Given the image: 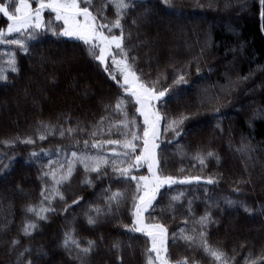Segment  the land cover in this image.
<instances>
[{
	"label": "trees",
	"instance_id": "16d2710c",
	"mask_svg": "<svg viewBox=\"0 0 264 264\" xmlns=\"http://www.w3.org/2000/svg\"><path fill=\"white\" fill-rule=\"evenodd\" d=\"M94 5L103 9L109 21L115 19V9L107 0H94ZM170 5L147 0L144 7H151L150 13L157 15L177 8L188 16L198 13L204 21L196 25L176 20V29L170 22L148 19L146 23L144 20L150 16L141 20L144 7L137 6L121 21L126 47L129 55L136 57L137 74L149 83L158 80L159 90L168 88L181 71L188 81L187 85L170 89L163 103L157 102L162 114L169 118L181 114L188 117L178 128L179 136L171 131L165 133L166 121H161L157 151L163 174L211 176L217 183L207 184L202 179L198 183L165 186L146 219L168 229V251L173 262L186 257L189 264H216L199 246L198 233L204 231L209 244L226 254V264H260L264 260V19L260 15V0H170ZM45 20H51L52 27L59 30L60 24L49 12L45 13ZM7 23L0 14V28ZM177 44L181 48L175 52L172 48ZM28 46L29 52L24 53L15 46L0 45V52L15 51L18 69L8 71V57L0 55V67L6 69L7 76L0 80V99L7 105L16 95L15 104L19 106L16 112L0 116V264H26L28 260L33 264H81L75 248L66 251L60 246L64 233L72 230L81 247L87 246L86 240L95 241L84 264H145L147 238L124 227L131 225L135 182L118 177L111 163L99 176L85 173L77 163L71 178L59 186L64 199L57 196L41 203L42 188L50 190L53 183L43 173L61 165L67 168V158L73 151L100 156L108 153L109 161L113 159L107 148L99 151L92 149L91 144L93 140L121 139L117 133L122 129L113 127L112 134L107 129L122 118L114 108L122 89L88 55L81 41L45 31L28 41ZM45 57L55 65L49 60L45 63ZM33 64L44 68L42 76L32 73ZM24 80L34 82L25 86ZM78 83L80 95L68 89L69 84ZM4 90L12 91L3 95ZM134 111L129 105L130 117ZM13 117L16 123L12 122ZM101 117H105L104 133L93 137L90 133L101 127ZM136 118L142 124L138 114ZM200 123L205 127L198 129ZM42 124L48 125V129ZM68 128L76 131L69 135ZM138 131L142 132V128ZM40 135L45 139H39ZM28 138L34 143H22ZM84 141L89 142L87 150ZM208 151L214 156L201 165L195 156ZM33 152L38 155L32 157ZM49 161L53 163L49 165ZM132 174L146 175L147 169ZM27 175L28 182L24 181ZM86 178L92 180L90 186L83 183ZM17 186L26 194L20 196L15 190ZM109 189L120 190L127 197L118 206L113 204L110 211L105 204V198L111 194ZM179 193L183 196L172 202L170 198ZM48 194L46 191L45 195ZM78 197L80 201L73 205ZM28 206L37 211L41 207L53 211L41 213L46 217L41 220L27 211ZM90 206L99 207L101 213L97 215ZM205 212L211 214L212 220L202 229L197 221ZM89 216L94 224L88 223ZM248 219L256 224L250 225ZM29 221L37 227L25 236L22 229ZM180 229H184L185 235L196 237V243L190 247L179 239ZM172 234L177 236L175 242ZM13 239L19 244L14 246ZM26 249L29 251L21 256ZM40 252L45 255H38Z\"/></svg>",
	"mask_w": 264,
	"mask_h": 264
},
{
	"label": "snow or ice",
	"instance_id": "6c2138e0",
	"mask_svg": "<svg viewBox=\"0 0 264 264\" xmlns=\"http://www.w3.org/2000/svg\"><path fill=\"white\" fill-rule=\"evenodd\" d=\"M108 3L115 9V19L109 21L103 15L102 8H96L94 0H15L14 8L11 0L8 3H0V14L8 21L6 29L0 28V44L15 46L17 49L24 53L29 52L28 41L33 40L41 32H51L52 35L58 37H65L77 41H81L86 47L88 55L94 60L99 62L104 67V71L108 72L112 80H115L118 86L122 89V95L115 101L114 108L121 115V119L115 124H109L108 134H112L113 127L122 129L117 134L121 139L113 140L107 139L102 141L93 140L92 149L103 151L105 148L109 150L113 159L109 161L107 158L108 153L105 155H92L88 151L71 153V157L67 158V168L63 165L59 169H54L50 172L43 173V176L50 177L52 180L51 189L42 188L41 196L44 201H51L55 197L64 199L59 190V186L67 182L73 175L75 165L78 163L83 166L85 173H96L99 176L104 167L109 165L113 166L114 173L121 178H125L135 182V191L131 196V209L130 218L131 225H124V227L133 233H141L147 238L148 245L144 249L145 264H189L188 258L173 262L170 259L168 251L169 232L164 224L158 222H148L145 213H150L154 210L153 202L156 201L157 195L165 186L171 187L175 184H190L192 182H200L202 179L207 184H215L217 181L209 177L201 176H184L178 177L173 175H164L161 170V159L158 154L159 141L161 137V121H166L163 131L165 133L171 131L175 136L181 135L178 128L183 125L184 121L188 119L187 116L180 115L179 117L169 118L166 114H162L157 107V102H164V98L169 94V90L183 85H187L188 81L185 79V74L175 76L172 84L168 88L159 90L156 87L157 81L151 83L141 79L137 74L135 68L136 57L130 56L126 47V37L124 27L121 21L126 17L130 9L137 6L144 7L147 0H107ZM159 3L165 6H171L170 0H159ZM33 4L35 5L33 7ZM260 7L262 9L260 15L264 19V0H260ZM12 9V10H10ZM95 9V10H93ZM54 14L55 21L62 22L59 30L52 27V21H46L44 18L45 11ZM145 13L151 11V7H144ZM135 24L136 21L133 20ZM118 30L119 34H116ZM15 34V38H9ZM0 55L8 57L6 61L7 70L16 72V53L15 51L0 52ZM109 62L112 71H109ZM6 69L0 67V80H6ZM118 72L121 79L117 80L116 73ZM199 72V69H197ZM129 105L134 108V113L130 117L128 113ZM136 114L142 118V124L137 122ZM105 117H101L98 125H101L96 131L90 133L95 137L97 134H103L102 127ZM45 129L48 125L42 124ZM142 128V132L138 129ZM67 133L72 135L76 129L68 128ZM82 131V129H81ZM63 137L65 130L60 132ZM39 139L44 140L45 136L40 135ZM5 144L10 143L5 141ZM22 143L32 144L34 141L28 138ZM88 141H84L85 149L88 148ZM117 149H120L118 151ZM36 157L38 154L33 152L30 154ZM214 153L208 151L205 154L197 153L195 159L199 160L203 165L206 158L213 157ZM218 159V158H217ZM53 162L49 161V165ZM117 164L126 165L118 167ZM147 169V175H133V171L141 168ZM180 171H183L181 169ZM83 183L92 184L90 178H86ZM49 191L50 194L45 195ZM109 196L105 198V204L108 210H111L113 204L119 205L120 201L127 199L124 192L120 190L111 191ZM183 193L174 195L170 198L172 202L178 201ZM81 198L72 201L76 205ZM191 202H189L190 204ZM229 204L236 203L228 201ZM90 210L96 212L97 215L101 213L99 207L90 206ZM28 212H33L38 219H46L41 213L53 211L50 208L41 207L39 211L32 206L27 207ZM245 211H251L245 208ZM211 214L205 212L199 217L197 223L203 229L211 222ZM88 223L94 224L93 217H88ZM37 227L35 222H26L23 226L22 232L25 236L30 235L32 230ZM179 239L185 240L191 247L196 243V237L192 235H185L184 229H180ZM199 246L202 251L213 258L216 264H226V254L218 249L212 247L204 231L198 233ZM177 236L172 234V240L175 242ZM12 244L18 245L19 241L12 240ZM85 247H81V241L75 238L74 230L64 233L60 246L66 251L75 248L79 253L77 259L84 264V258L89 256L95 248V241L86 240ZM113 247H118L113 244ZM29 250L26 249L25 255ZM38 255H45L40 252ZM26 264H33L31 260L26 261ZM194 264V262H193ZM264 264V260L260 261Z\"/></svg>",
	"mask_w": 264,
	"mask_h": 264
},
{
	"label": "rangeland",
	"instance_id": "374dc122",
	"mask_svg": "<svg viewBox=\"0 0 264 264\" xmlns=\"http://www.w3.org/2000/svg\"><path fill=\"white\" fill-rule=\"evenodd\" d=\"M9 2V0H6L4 3H8ZM11 3H12V6H13V8H14V3H15V0H11ZM35 5L33 4V7H34ZM171 8H174V7H171ZM10 10H12V9H10ZM45 13H48V11L46 10L45 11ZM45 13H44V18H45ZM148 14H146V13H144V15H141L140 16V19L141 20H144L145 18H146V15H148V16H150V17H148V18H146L144 21L146 22V23H149V21H148V19L150 20V21H153V20H158V22H165V23H168V22H170V24H172V26H173V28H175V24H174V22L176 21V20H187V21H185V22H187V24H188V22H190V23H193V24H196V25H200V21L201 22H203L204 21V19H203V17L202 16H200L198 13L197 14H192L191 16H188V15H186L183 11H180V10H178L177 8H174V11H168V10H166L164 13H160L159 15H157V13L156 12H152V13H150V12H147ZM170 14V15H169ZM51 15V18H54V14H50ZM179 17H184V19H179ZM54 20H55V18H54ZM57 22V21H56ZM57 23H59V24H61L62 22H57ZM7 26V25H6ZM6 26L4 27V29H6ZM180 26H178V28H179ZM176 29V28H175ZM183 31V30H182ZM168 32H170V34L172 33L171 32V29H169L168 30ZM185 34V33H184ZM13 35H15V34H13ZM149 39V38H148ZM73 40V39H72ZM145 40H147V38L145 37ZM77 41V40H76ZM150 43H153L154 44V42H151V40H150ZM1 45V44H0ZM180 48H181V46L179 45V44H177L176 45V47H174L173 46V48H172V50H174L175 52H178L179 50H180ZM6 51H7V49H6ZM44 62L46 63L48 60L51 62L50 64H52V65H55V62H53L50 58H48V57H45L44 59ZM110 63V62H109ZM31 70H33V74L35 75V74H37V75H39V76H42V74L41 73H43L44 72V68L43 67H41L40 65H36L35 64V66H34V64L33 65H31ZM113 70V69H112ZM116 75H117V80H119V79H121V77L119 76V74H118V72L116 73ZM34 82V80L33 81H31V80H29V81H27V80H24V85L25 86H31L32 85V83ZM22 83V84H23ZM58 83V82H57ZM54 84V83H53ZM55 86L57 85L56 83L54 84ZM81 88V83H78V84H76V85H72V86H70V84H69V88L68 89H70L71 91H74V92H76L77 93V95H80V94H82V92L79 90ZM77 89L79 90V91H77ZM12 90H4V92H3V95H8L10 92H11ZM24 91V90H23ZM23 91H21V93L23 92ZM93 92L90 94V96H93ZM23 95H24V92H23ZM29 96V95H28ZM16 95H14L13 97H12V102L11 103H8L7 105L5 104V101L4 100H2V99H0V116L2 115V114H12V112L11 111H14V112H16V110H18V108H19V106H17V104H15L16 103ZM49 99V98H48ZM31 101V100H30ZM34 105V104H33ZM68 108V107H67ZM13 112V113H14ZM12 122L13 123H16V120L14 119V117H13V119H12ZM16 125V124H15ZM198 129H202L203 127H205L202 123H200L199 125H198ZM147 175V174H146ZM24 179V178H23ZM29 179H30V176L29 175H27L26 176V179H24V181H26V182H28L29 181ZM15 190H16V192L20 195V196H23V195H25L26 194V192H24L21 188H20V186H17V187H15ZM145 216H146V213H145ZM255 220V219H254ZM248 221L249 222H251V223H249L250 225H253L254 226V224H256V222L255 221H252V219H248ZM167 247H168V244H167Z\"/></svg>",
	"mask_w": 264,
	"mask_h": 264
}]
</instances>
